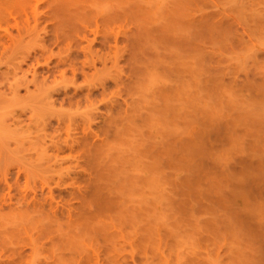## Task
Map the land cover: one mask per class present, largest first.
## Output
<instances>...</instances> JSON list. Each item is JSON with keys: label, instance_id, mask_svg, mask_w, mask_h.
I'll list each match as a JSON object with an SVG mask.
<instances>
[{"label": "rangeland", "instance_id": "374dc122", "mask_svg": "<svg viewBox=\"0 0 264 264\" xmlns=\"http://www.w3.org/2000/svg\"><path fill=\"white\" fill-rule=\"evenodd\" d=\"M27 3L0 26V264H264V0Z\"/></svg>", "mask_w": 264, "mask_h": 264}, {"label": "bare ground", "instance_id": "6f19581e", "mask_svg": "<svg viewBox=\"0 0 264 264\" xmlns=\"http://www.w3.org/2000/svg\"><path fill=\"white\" fill-rule=\"evenodd\" d=\"M25 1H26V0H25ZM22 2H23V4L26 3V4H25L26 7L29 6V5H28L29 3H27L28 0H27V2H24L23 0H0V23L2 22L0 26H3V25H2V24H3V19H1V17L4 18L5 15H6V16L8 15V17L11 16V15H13V9H15V8L18 9V8L20 7V8H21L20 11L22 10V8H23V7H22V5H23ZM20 3L22 4L21 6H20ZM16 5H17L18 7H17ZM15 6H16V7H15ZM26 9H27V8H26ZM155 9H156V7H155ZM15 10H16V9H15ZM24 10H25V6H24V8H23V11H24ZM27 10H29V8H28ZM17 11H18V10H17ZM23 11H22V12H23ZM25 11H26V10H25ZM170 11H171V10H170ZM1 12H3V15H2ZM15 13H16V12H15ZM6 16H5V18H6ZM36 17H37V16H36ZM1 20H2V21H1ZM6 20H7V18H6ZM6 20H4V21H6ZM6 22H7V21H6ZM35 22H36V21H35ZM37 22H39V19H37ZM30 23H31V22H30ZM30 23H29V24H30ZM26 24H27V23H26ZM32 24H33V23H32ZM35 25H36V24H35ZM38 25H40V24L37 23V26H38ZM33 26H34V25H33ZM169 27H170V25H169ZM19 28H20L21 30H23V29H22L23 27H21L20 25H19L18 29H19ZM34 28H35V29H34ZM34 28L32 27V29H28V27H27V29L25 30V27H24V31H27L26 34L29 36V38H30L31 36L34 38V36H36V35H37V37H39V36H38V33H39V32L37 31L38 33H36V30H39V29H36L37 27H35V26H34ZM38 28H39V27H38ZM167 29H169V28H167ZM4 30H5V29H4ZM8 30H9V29H8ZM165 30H166V28H165ZM5 31H7V29H6ZM9 32H11V31L9 30ZM9 32H8V33H9ZM12 32H13V31H12ZM1 33H2V34H1L0 37L3 36V30L1 31ZM13 33H14V32H13ZM13 33H12L13 37H15L16 39H18V35H19V34L16 35L15 33H14V34H13ZM24 33H25V32H24ZM9 34L11 35V33H9ZM20 34H21V36L23 35L22 33H20ZM26 34H24V35H26ZM35 34H36V35H35ZM7 35H8V34H7ZM15 35H16V36H15ZM5 36H6V34H5ZM8 36H9V35H8ZM8 36H6V37H8ZM6 37H3L4 40L6 39ZM19 37H20V36H19ZM24 37H25V36H24ZM32 37H31V38H32ZM9 38H10V37H8V39H6V40H9ZM11 38H12V37H11ZM15 38H13L12 40L15 41ZM25 38H26V37H25ZM35 38H36V37H35ZM1 39H2V38H1ZM1 39H0V40H1ZM22 39H23V37L21 38V40H22ZM12 40H11V41H12ZM21 40H20V41H21ZM16 41H17V40H16ZM34 74H35V73H34ZM33 76H34L35 79H36L37 76H35V75H33ZM27 84H28V83H26L25 85H22V86H21V84H20L19 86H18V85H17V86H18V88H20V87H25V88L27 89V88H29V87L31 86V85L29 86V84H30V83H29V84H28L29 87H28V86L26 87ZM15 88H16V90L18 89L17 87H15ZM23 89H24V88H23ZM26 89H25V90H26ZM18 91H20V89H19ZM18 91H17V92L15 91V93H16V94H20V93H18ZM28 91H29V89H28ZM28 91H27V92H28ZM53 96H54V95H53ZM45 98H46V97H45ZM49 98H50V99H51V98L53 99V97H50V96H49ZM49 98H48V100L50 101ZM45 100H46V99H45ZM52 101H53V100H52ZM46 102H47V101H46ZM54 102H55V100H54ZM54 102H53V103H54ZM50 103H52V102H50ZM47 105H48V102H47ZM51 105H52V104H49L48 106H51ZM52 107H53V106H52ZM52 107H51V109H52ZM249 117H250V116H249ZM4 120H5V119H4ZM4 120H3V122H4ZM1 121H2V120H1ZM6 121H8V120H5L4 123L2 122L3 124H6L5 128H6L7 126L9 127V128L7 127L6 130L10 129V126H11V129L15 128V127L12 126V124H11V123L14 122V121H10V120H9L8 122H10V123H8V122H6ZM258 121H259L260 124H262V123L264 124V116L262 115V117H260V119H258ZM2 123H1V127H0V129L4 127V125L2 126ZM9 124H11V125H9ZM16 124H17V123H16ZM14 125H15V124H14ZM5 128H3L2 131H5ZM13 130H14V129H13ZM15 130H16V129H15ZM2 131H1V132H2ZM9 131H10V130H9ZM6 132H7V131H6ZM15 134H16V133H15ZM13 136H16V135H13ZM14 138H15V137H14ZM16 138H17V136H16ZM16 138H15V139H16ZM19 138H20V137H19ZM125 153L127 154V152H125ZM133 154H135V156H136V155L139 156V152L137 153V152L134 151ZM138 156H137V157H138ZM132 158H133V157H132ZM135 158H136V157H135ZM119 159H120V158H119ZM134 160H135V159H134ZM132 161H133V160H132ZM120 162H121V161H120ZM136 162H137V161H136ZM129 163H132L131 167L134 165V161H133V162H129V161H127L126 165L128 166ZM135 165L137 166V164H135ZM136 166H135V167H136ZM122 167H123V166H120L119 169H120V168L122 169ZM116 168H117V167H116ZM123 168H124V167H123ZM133 168H134V167H133ZM136 168L138 169V166H137ZM119 169H118V170H119ZM118 170H117V171H118ZM122 170H123V169H122ZM120 171H121V170H120ZM124 171H125V169H124ZM146 171H148V170L146 169ZM150 171H151V170H150ZM150 171H148V173H149ZM122 172H123V171H121V175H125V173L122 174ZM126 172H127V170H126ZM127 173L130 174V171H128ZM151 173H153V172H151ZM129 174H128V175H129ZM153 174H154V173H153ZM153 174H151V175L155 177L156 175H155V174L153 175ZM121 175H120V177H121ZM128 175H125V176H127V179H125V181L128 182V183H126L127 185H125V186H129V187H125V188H130L131 186H133V182H135L134 185H136V183H137V187H136V188L139 187L138 182H140V183H142V184H146V183H147L148 186H153V187L155 186V183H157V182H155V183L152 182V177H151V176H148V175H147L148 177H146V176L143 174V177H141V178L137 176V177H136L137 180H136V179H135V180L133 179L135 176L131 178V176H133V175H131V174H130V177H129V178H131V179H128ZM135 175H136V174H135ZM149 175H150V173H149ZM150 177H151V179H150ZM123 179H124V178H122V180H123ZM139 179H140L142 182H141ZM153 179H154V178H153ZM155 179H156V177H155ZM131 180H132L133 182L130 183L129 181H131ZM138 180H139V181H138ZM136 181H138V182H136ZM143 181H145V183H143ZM157 181H158V180H157ZM129 183H130V185H128ZM153 183H154V184H153ZM124 184H125V183H124ZM131 184H132V185H131ZM156 185H157V184H156ZM145 186H147V185H145ZM131 189H134V188L131 187L129 190H131ZM129 190L126 189V192H127V191L130 192ZM132 191H133V190H132ZM132 191H131L129 194H132ZM153 191H154V190H153ZM153 191H152L151 193H153ZM154 192L157 193L158 191L155 190ZM157 194H159V193H157ZM155 195H156V194H155ZM155 195L153 196V194H152V196H153L152 198H151V196L149 195V196H150L149 198H151L152 201H153L154 198H155V199L157 198V199L159 200V197H158V196H162V194H159V195H157V196H155ZM162 197H163V196H162ZM162 197H160V199H161ZM144 199H147V197L144 198ZM157 199H156V200H157ZM156 200H155V203H156ZM131 201H132V200H131ZM145 201H146V200H145ZM147 201H148L147 203H149V201L152 202V201L149 200V199H148ZM162 201H163V200H162ZM162 201H160L159 203H161ZM133 202L136 203L135 201H133ZM128 203H129V202H128ZM155 203L153 202L152 204H155ZM129 204H130V203H129ZM136 204H137V203H136ZM130 205H131V204H130ZM130 205H129V206H130ZM149 205H150V203H149ZM149 205H148L147 207H146V206H144V207H145L146 209H149V210H154V207H155L156 205H155V206H151V205H150V206L152 207V209H150L151 207H150ZM132 207H133V206H132ZM132 207H131L130 209H133V210H134L135 208H132ZM137 207H138V206H137ZM156 207H157V206H156ZM139 208H140V207H139ZM130 209H129V210H130ZM142 209H143V208H142ZM142 209L140 208V211H141ZM125 210H126V212H127V209H125ZM129 210H128V211H129ZM136 210H137V211H136ZM131 211H132V210H130V212H131ZM134 211L137 212V213H135V214H140V213H141V212H139V209H138V208L135 209ZM134 211H132V212H134ZM144 211H145V209H144ZM154 211H155V210H154ZM127 213H129V212H127ZM143 213H144V212H142V216H143ZM129 214H131V213H129ZM127 215H128V214H127ZM127 215H126V217H127V218H130L132 214H131L130 216H129V215L127 216ZM132 216L135 217V219H137V217H139V216H137V215H136L137 217L134 216V213H133ZM161 216H162V215H161ZM140 218H141V216H140L138 219H140ZM160 218H161V217H160ZM138 219H137V220H138ZM141 219H142V218H141ZM124 220H125V219H124ZM156 220H157V219H156ZM129 221H131V224H133V223H132V222H133L132 219H129ZM138 221H139V220H138ZM135 223H136V221H135ZM135 223H134V224H135ZM177 236H178V235H177ZM181 236H182V235H181ZM181 236H180V237H181ZM182 237H183V236H182ZM182 237H181V238H182ZM179 240H180V239H179ZM187 240H189V241H190L189 243H191V240H190V239H187ZM180 241H181V240H180ZM180 243H182V241H181ZM182 244H183V243H182ZM182 244L179 245V252L181 251L180 248L182 249V247H183V249H184V247H185V246L180 247ZM183 245H185V244H183ZM188 245H189V244H188ZM188 245H187V246H188ZM187 246H186V247H187ZM188 247H189V246H188ZM194 248H195V247H194ZM183 249H182V250H183ZM187 249H188L187 251H189V248H187ZM185 251H186V250H184L183 252L185 253ZM180 253L182 254V252H180ZM180 253H179V255L182 256ZM179 255L177 254V258H178V259H179V257H180ZM178 256H179V257H178ZM179 260H181V258H180Z\"/></svg>", "mask_w": 264, "mask_h": 264}]
</instances>
